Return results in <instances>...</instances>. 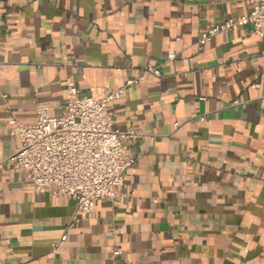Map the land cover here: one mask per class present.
Masks as SVG:
<instances>
[{
    "label": "crops",
    "instance_id": "1",
    "mask_svg": "<svg viewBox=\"0 0 264 264\" xmlns=\"http://www.w3.org/2000/svg\"><path fill=\"white\" fill-rule=\"evenodd\" d=\"M254 4L0 0V264H112L115 247L128 264H264V36L246 25L196 46ZM147 63L162 75L138 81ZM70 79L125 87L116 127L145 134L116 202L73 228L74 201L13 171L7 126L61 114Z\"/></svg>",
    "mask_w": 264,
    "mask_h": 264
},
{
    "label": "built area",
    "instance_id": "2",
    "mask_svg": "<svg viewBox=\"0 0 264 264\" xmlns=\"http://www.w3.org/2000/svg\"><path fill=\"white\" fill-rule=\"evenodd\" d=\"M246 25L251 26L253 33L264 36V0H255L249 15L209 27L196 46L203 49L215 36ZM161 75L160 66L147 63L138 81ZM124 89L105 90L96 96L81 93L70 79L61 114L51 115L44 106H38L33 124H24L15 115L7 121L11 135L19 140L8 160L13 171L38 193L53 192L74 201L69 228L89 215L97 200L116 202L127 172L138 161L132 147L144 137V132L132 127L117 128L108 106L121 99ZM65 238L64 235L62 241ZM111 255L112 264H128L117 262L121 255L119 248H113Z\"/></svg>",
    "mask_w": 264,
    "mask_h": 264
}]
</instances>
